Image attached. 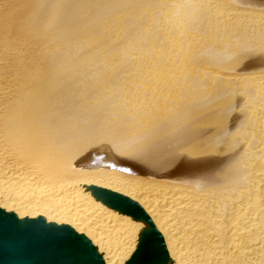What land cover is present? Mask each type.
<instances>
[{
	"label": "bare ground",
	"instance_id": "obj_1",
	"mask_svg": "<svg viewBox=\"0 0 264 264\" xmlns=\"http://www.w3.org/2000/svg\"><path fill=\"white\" fill-rule=\"evenodd\" d=\"M0 209L264 264V0H0Z\"/></svg>",
	"mask_w": 264,
	"mask_h": 264
},
{
	"label": "water",
	"instance_id": "obj_2",
	"mask_svg": "<svg viewBox=\"0 0 264 264\" xmlns=\"http://www.w3.org/2000/svg\"><path fill=\"white\" fill-rule=\"evenodd\" d=\"M152 234L151 229L143 233L124 264H156L159 242ZM0 264L103 263L90 241L69 226L48 223L41 217L18 219L0 209Z\"/></svg>",
	"mask_w": 264,
	"mask_h": 264
},
{
	"label": "rangeland",
	"instance_id": "obj_3",
	"mask_svg": "<svg viewBox=\"0 0 264 264\" xmlns=\"http://www.w3.org/2000/svg\"><path fill=\"white\" fill-rule=\"evenodd\" d=\"M172 169H175V168L172 167ZM176 174H178V173H176ZM176 174H174V175H176Z\"/></svg>",
	"mask_w": 264,
	"mask_h": 264
}]
</instances>
